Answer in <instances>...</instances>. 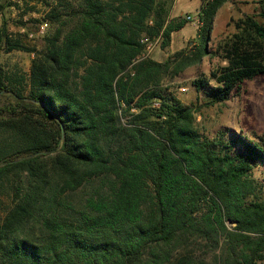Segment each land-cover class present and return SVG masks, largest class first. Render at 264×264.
Returning a JSON list of instances; mask_svg holds the SVG:
<instances>
[{"label":"trees","instance_id":"obj_1","mask_svg":"<svg viewBox=\"0 0 264 264\" xmlns=\"http://www.w3.org/2000/svg\"><path fill=\"white\" fill-rule=\"evenodd\" d=\"M230 1L204 0L203 45L165 62L146 39L164 48L184 27L167 22L173 0L44 1L41 50L2 14L0 264H264V138H204L165 86L209 54ZM13 51L34 55L29 72L3 65ZM221 54L193 82L207 106L264 78V24L240 20Z\"/></svg>","mask_w":264,"mask_h":264},{"label":"rangeland","instance_id":"obj_2","mask_svg":"<svg viewBox=\"0 0 264 264\" xmlns=\"http://www.w3.org/2000/svg\"><path fill=\"white\" fill-rule=\"evenodd\" d=\"M48 3L55 0H0V22L2 14L7 20L9 33L22 34L23 40L30 47L43 49L44 37L31 39L29 34L36 33L43 22L44 17L50 10ZM210 0H205L208 3ZM261 0H231L225 4L216 14L213 31L206 43L208 55L201 62L189 66L174 80L165 82L168 92L176 97L183 105L191 106L195 113V123L200 134L204 138L212 139L217 133L234 131L239 135L246 136L252 141L264 138V78L260 77L253 81L245 82L240 90L235 91L227 102L214 106H207V97L193 86V82L200 78L211 79L213 72L225 65L221 59L223 43L230 39L236 32L237 23L247 16H254L264 24L261 13L264 5ZM13 3L11 7L8 5ZM204 0H173L170 5L167 22L179 23L185 21L182 29L172 34L168 46L162 47V39L149 40L154 48L148 56L154 61L165 62L169 57L183 53L194 54L204 40V24L195 27L188 23L187 16H195L202 13ZM25 31L20 33L19 28ZM50 32V26L46 32ZM34 55L21 51H13L9 54L2 53L1 61L9 69L20 68L29 72ZM215 85V82H211ZM6 103V97H0V106ZM253 177L258 184L259 197L264 199V164L257 165L253 171ZM231 226H234L231 224Z\"/></svg>","mask_w":264,"mask_h":264},{"label":"built area","instance_id":"obj_3","mask_svg":"<svg viewBox=\"0 0 264 264\" xmlns=\"http://www.w3.org/2000/svg\"><path fill=\"white\" fill-rule=\"evenodd\" d=\"M186 20L188 23L193 24L195 27H200L203 25V21H202V13L199 12L197 15L195 16H187ZM49 28V24L48 23H44L40 26V29L36 32V33H31L29 34V37L31 39H38L41 37H44L46 35V32ZM149 40L146 39V42H148ZM154 48V45L152 43H148L147 48H146V54L144 55V57H148L150 55V53L152 52Z\"/></svg>","mask_w":264,"mask_h":264},{"label":"crops","instance_id":"obj_4","mask_svg":"<svg viewBox=\"0 0 264 264\" xmlns=\"http://www.w3.org/2000/svg\"><path fill=\"white\" fill-rule=\"evenodd\" d=\"M1 24H2V23L0 22V26H1ZM19 30H20V31H19L20 33H23V32L25 31V29H24L23 27H20Z\"/></svg>","mask_w":264,"mask_h":264},{"label":"water","instance_id":"obj_5","mask_svg":"<svg viewBox=\"0 0 264 264\" xmlns=\"http://www.w3.org/2000/svg\"><path fill=\"white\" fill-rule=\"evenodd\" d=\"M233 225L235 226V225H236V223H233Z\"/></svg>","mask_w":264,"mask_h":264}]
</instances>
